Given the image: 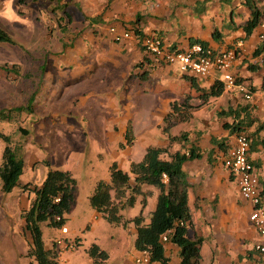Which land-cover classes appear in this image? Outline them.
I'll list each match as a JSON object with an SVG mask.
<instances>
[{
  "label": "crops",
  "instance_id": "0c3cea01",
  "mask_svg": "<svg viewBox=\"0 0 264 264\" xmlns=\"http://www.w3.org/2000/svg\"><path fill=\"white\" fill-rule=\"evenodd\" d=\"M257 1L263 12L261 24L245 38L242 26L248 19V11L243 0H76L77 7L82 9L77 31L79 35L72 42V46L61 44L63 49L60 48L59 52L62 54L56 60L57 65L64 69L62 81L69 91H75L71 94L72 97L78 99L76 107H69L68 117L64 119L61 124L62 131L59 132L61 137L75 136L82 143L80 159L73 163H64L63 171L72 175L76 185L77 174L89 170L84 163L87 162L95 169L97 160L104 155L110 158V162L104 168L105 176L93 183L94 189L98 182L109 181V168L113 163L121 171L129 173L130 165L139 163L149 148L154 149L158 158L164 161H170L171 157L190 147L202 155L198 160L185 162L181 168L192 222L187 238L194 240L195 237H200L203 240L198 264H244L257 238L247 221L249 206L240 198L233 178L222 164L236 135L225 131L222 124L230 123L232 119L218 116L227 108L249 106L251 118L256 121L246 131L249 140L250 133L254 132L257 125L264 123V52L257 57L252 56L260 45H264V0ZM17 4L18 0H0V28L5 32L14 30L15 27L21 28L23 20L18 14L21 10ZM50 4L48 2V6ZM66 7L67 5L65 10ZM65 10L62 14L69 19ZM111 28L115 29V35L127 32L130 37L116 42L110 32ZM148 36L161 38L171 50H185L194 41L206 43L214 51L240 45L244 54L232 67V73L241 81L240 84L247 85L252 90V99L244 101L236 91L223 89L220 96L203 103L199 97L200 92L218 81L221 82L220 75L214 73L206 79L182 76L176 67L165 66L145 53L142 40ZM0 50L4 48L1 47ZM51 58L55 56L48 54L46 60L51 61ZM0 60H3L1 53ZM56 62H53L55 67ZM5 72L0 74V79H14L10 76L14 73L6 75ZM37 102L35 97L33 105ZM172 105L187 109L189 118L170 128L169 135L179 137L185 133L187 144L179 141L169 143L167 135L163 133L164 118L171 112ZM128 130H131L130 136ZM258 134L259 138L264 136L263 131ZM126 138L131 140V145L119 149L121 144H125ZM212 139L223 140V146L212 144ZM138 141L142 142L140 146ZM86 142H91V154L88 155L84 151ZM171 145L175 150L169 148ZM69 153H74L72 148L66 150V154ZM26 159L23 158L24 166ZM249 160L256 168L259 178L264 180V147L258 145L255 150H249ZM44 162L48 161L30 160L29 173L32 176L25 183L20 180V186L9 193L7 203L10 200L12 206L17 204L19 207L17 200L22 204L26 197L27 205L21 212L28 208L33 196L28 191H23L21 186L29 184V189L32 190L34 186L41 184L47 168L40 171L39 177H36L35 169L38 165H44ZM49 166L53 169L52 165ZM141 191L142 195L136 198L134 207L121 211V215L125 220L141 216L147 225L159 192L151 186H142ZM113 194L111 192L112 196ZM3 195L0 191V200ZM124 196H128V190ZM144 197L146 205L142 208L141 201ZM5 205L8 207L9 203ZM21 212L15 228L10 224L12 216L9 213H0V264H6L5 251L19 242L22 227L24 228ZM117 227L132 237L133 251L128 258L125 253H120V260L116 264H135L139 255V251L135 249L136 229L133 224ZM41 230L45 249L57 254L54 244L48 246L45 234L49 236L50 231H53V236L58 238L59 229L43 224ZM15 234L18 241L14 239ZM68 234L69 230L67 238ZM159 242L169 259L168 264H179L178 247L171 244L169 239L162 242L160 237ZM205 245L209 251L204 261L202 248ZM19 246L21 250L18 259L22 258L24 264H37L29 254L30 244ZM98 249L106 254V259L94 261L88 256L90 264H109L110 256L107 251L100 247ZM60 255L58 254V261L61 263Z\"/></svg>",
  "mask_w": 264,
  "mask_h": 264
},
{
  "label": "rangeland",
  "instance_id": "374dc122",
  "mask_svg": "<svg viewBox=\"0 0 264 264\" xmlns=\"http://www.w3.org/2000/svg\"><path fill=\"white\" fill-rule=\"evenodd\" d=\"M47 1L51 2L50 6ZM56 3L62 6L67 5L65 11L69 14V19L64 17L60 11H52L56 7ZM17 6L21 10L18 11V14L23 20L21 28L15 27L14 30L6 31L14 45L0 44V48H4V50H0L3 55V60H0V74L5 71H7L6 75L14 73V75H10L11 78H14L12 80L0 79V111H9L14 107L17 108L18 105L25 107L28 97L34 94L38 102L33 105L32 113L29 111L10 112L8 114L10 120L8 117L6 118L5 114L0 116V132L10 137L12 146L18 150L21 157L27 158L23 176L20 179L22 183H25L32 176L29 173L30 160L34 162L36 159H46L53 169L63 171L64 163L78 161L81 156L80 151L83 152L82 143L78 138L64 135L63 141V137L59 133L63 128L61 124L68 117L69 107H76L78 99L72 97L71 94H74L75 91H69L65 82L62 81L64 69L56 62L62 54L59 52L61 44L64 43L67 47L72 46V42L79 35L77 31L82 9L77 7L76 0H18ZM59 17L62 20H59ZM48 54L55 56V58H51L53 61L46 60ZM53 62H56V67ZM3 66H6L7 69L2 70ZM32 82H34L33 85ZM70 97H72L71 100ZM84 144L86 145L85 154H91V142ZM138 144L140 146L142 142L138 141ZM3 146L4 144L0 140V153ZM71 148L74 153L67 155L66 150ZM169 148L174 149L172 145ZM171 150L169 152H172ZM162 157L166 158V156ZM109 162L110 158L106 155L97 160L95 169L85 162L84 166L89 167V170L80 171L76 176L77 185L73 192V201L65 213V227L69 230L68 239L76 243L77 246L71 253L60 255L62 264H90L88 251L96 245L107 251L110 256L109 264L118 263L120 253H125L128 258L130 252L133 251L132 237L122 228L108 224L89 205L88 197L94 189L95 184L93 183L105 176L104 168ZM126 165L127 163H125ZM35 170L37 171L36 177H39L40 171H45L46 168L44 165L41 167L38 165ZM3 196L1 199L3 201L0 200V213H9L12 216L10 224H13L15 228L20 212L27 205L28 200L24 197L22 204L17 200L19 207L16 206L17 204L12 206L8 200L9 206L7 207L5 204H8L6 200L10 198V194ZM42 229L44 228L42 227ZM50 233L49 236L45 234L48 238V246L54 244L53 242L57 238L53 236V231ZM14 239L18 241L16 234ZM16 243L15 246L5 251L6 264H24L21 261V256V259H18V253L21 250L19 245L30 244V239L29 235L24 233L23 227L19 242ZM98 246L96 247L99 248ZM205 247L202 248L204 261L209 251H207L208 246L205 245Z\"/></svg>",
  "mask_w": 264,
  "mask_h": 264
},
{
  "label": "trees",
  "instance_id": "16d2710c",
  "mask_svg": "<svg viewBox=\"0 0 264 264\" xmlns=\"http://www.w3.org/2000/svg\"><path fill=\"white\" fill-rule=\"evenodd\" d=\"M243 1L248 11V19L242 26V30L245 38H247L261 24L263 12L258 6L257 0ZM64 8L65 6L56 3V7L52 11L63 12ZM138 38L142 39L140 35H138ZM0 44L14 45L9 34L1 28ZM194 44L207 47L206 43L198 41L192 42L190 46ZM172 50L174 49L172 48ZM263 52L264 45L262 44L253 52L252 56L257 57ZM5 69H7L6 66H3L2 70ZM237 83L240 84L241 81L237 79ZM223 89L222 82L218 81L207 90H202L199 97L205 103L210 98L220 96ZM250 91L252 92L251 89ZM34 97L35 94L29 98L25 107L0 111V116L5 114L6 118H9L8 114L10 112H32ZM170 111L164 118L163 133L167 135L169 143L179 141L187 144V134L172 137L168 131L177 123L187 121L189 118L188 110L172 105ZM218 116L231 117L232 121L230 123L224 122L222 124V128L228 131L229 134L243 133L246 135L248 128L254 126L256 122L251 118L249 106L247 105L237 106L236 109L227 108V110L221 111ZM128 131V136H130L131 130ZM260 131L264 132V123L258 124L254 132L250 133V140L248 138L250 150H255L258 145L264 147V136L262 138L258 136ZM128 138H126L125 144L119 146V149L131 145V140ZM0 140L4 144L0 163V191L3 194H9L13 189L20 186L19 182L23 174L24 161L18 154V150L12 146L9 136L0 132ZM222 142L223 140H211V143L218 147L223 146ZM201 157L202 155L199 154L198 150L190 147L183 150L181 154L171 157L170 161H164L158 158V153L154 149L149 148L139 163L130 165L129 173L121 171L113 163L109 168V181L97 183L89 197V205L110 225L127 227L128 224H133L136 229L135 249L139 252L148 251L153 263H169V259L165 256V250L159 242L162 235H167L170 243L179 249V264H198L201 258L200 246L203 240L200 237H195L194 240L187 238L192 222L187 205L186 183L181 168L185 162L198 160ZM44 165L47 168V173L39 186H34L32 190L29 189V184L21 186L23 191H28L33 196L28 208L21 212V218L24 221V233H27L30 239L29 254L34 257L37 264H57V254L51 250H46L44 247L41 225L44 224L55 229H61L65 226L66 219L64 215L73 201L76 181L69 172L51 169L48 162H44ZM162 175H166V181L162 179ZM260 183L263 186L261 196L264 200V180L260 179ZM142 186L154 187L159 192L155 208L150 214L147 225L144 224L141 216H137L132 220H125L121 215V211L134 207L136 198L142 195ZM126 190H128L127 197L124 196ZM111 192L114 193L113 196ZM141 205L142 208L145 207V197L141 201ZM88 254L94 260H104L107 257L96 246H92ZM252 257L253 250L249 251L248 257L245 259L249 261L252 260Z\"/></svg>",
  "mask_w": 264,
  "mask_h": 264
},
{
  "label": "built area",
  "instance_id": "2783aa9c",
  "mask_svg": "<svg viewBox=\"0 0 264 264\" xmlns=\"http://www.w3.org/2000/svg\"><path fill=\"white\" fill-rule=\"evenodd\" d=\"M110 32L116 42L130 37L127 32L115 35L114 28H111ZM142 46L145 53L153 60H159L165 66L176 67L182 76L206 79L217 73L225 90L236 91L244 101L252 99V92L248 86L238 84L237 77L232 73V67L244 54L240 45L223 51H214L200 44H194L185 50H171L165 46L161 38L148 36L142 40ZM249 150L246 135L236 134L234 144L223 158L222 164L233 178L240 198L249 206L247 221L257 235L252 260L247 261L246 264H264V200L261 196L263 186L256 168L249 160ZM162 179L166 181V175H162ZM59 232L60 236L54 240L57 256L71 252L77 246L66 237L68 230L65 226L59 229ZM161 241H168L167 236H161ZM57 264H61L58 259ZM135 264H153L149 252L140 251Z\"/></svg>",
  "mask_w": 264,
  "mask_h": 264
}]
</instances>
